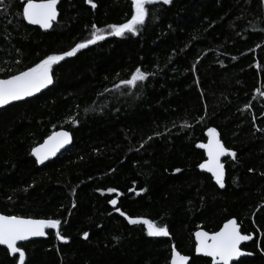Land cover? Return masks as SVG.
<instances>
[{"label":"trees","instance_id":"trees-1","mask_svg":"<svg viewBox=\"0 0 264 264\" xmlns=\"http://www.w3.org/2000/svg\"><path fill=\"white\" fill-rule=\"evenodd\" d=\"M26 2L0 4V78L104 39L54 62L38 95L0 109V211L61 221L21 244L24 264H171L174 249L186 264H213L194 234L231 218L254 235L233 264H264V0H157L123 35L109 29L131 20L133 0H59L47 30L25 21ZM137 68L146 79L121 83ZM62 128L72 145L40 166L33 148ZM209 129L235 153L223 187L199 168ZM0 264L19 255L0 244Z\"/></svg>","mask_w":264,"mask_h":264},{"label":"snow or ice","instance_id":"snow-or-ice-1","mask_svg":"<svg viewBox=\"0 0 264 264\" xmlns=\"http://www.w3.org/2000/svg\"><path fill=\"white\" fill-rule=\"evenodd\" d=\"M92 3V0H88ZM157 0H133L134 14L125 24L113 25L112 28L116 29V35H123L125 30L131 31L134 34L137 32V25L144 23L145 18L149 15V10L146 5L156 3ZM164 4H170L172 0H162ZM3 0H0V4ZM57 3L58 0H40V3H36L35 0H27V4L24 7L23 15L30 20L31 23L43 25L45 28L52 26V21L57 16ZM93 39L86 40L82 43H78L70 51L64 52L60 55H50L41 60L40 63L34 67L28 68L26 71L20 72L18 75L11 76L7 80L0 79V105L8 103L10 100L20 99L22 96L31 95L33 91H39L47 84L52 83V76L49 74L51 65L54 62L63 60L64 57L72 56L78 49H82L89 44L95 43L97 40H102L104 37L93 33ZM147 74L143 73L141 69L137 68L132 74L131 79L122 81L121 83L128 85H135L137 81L146 79ZM209 132L214 133L215 129H209ZM55 137H63L67 142L69 133L60 132L55 133L48 138L52 141ZM47 143V142H46ZM55 148L52 152H55ZM33 151L39 152L38 149ZM228 150L217 141L215 146H209V154L213 157L215 163V175L221 187H223L221 169L223 165L218 163V157ZM234 156L235 153H232ZM46 158V157H45ZM204 167V165H201ZM179 171V169H177ZM109 191H115V189H109ZM115 205L116 201H111ZM132 223H136V219H131ZM144 223L149 226L150 235H169L167 226L157 227L152 221L144 220ZM61 224L60 220H32L25 219L17 216H4L0 214V244L7 245L12 253L19 254V264H24L25 253L23 248L17 246L18 241L26 240L29 236H42L45 234L44 229L46 227L58 228ZM57 235L61 240H66L57 232ZM87 237L89 234L85 232L83 234ZM196 236L199 240L196 251L203 252L209 257L214 258L215 264H230L234 260H238L242 255H250L245 253L239 245L242 241L252 239L251 235L242 234L239 231V224L236 219L229 220L224 227L219 231L212 233L210 236L206 232H197ZM189 257L182 255L175 249L173 250V259L171 264H186Z\"/></svg>","mask_w":264,"mask_h":264},{"label":"water","instance_id":"water-1","mask_svg":"<svg viewBox=\"0 0 264 264\" xmlns=\"http://www.w3.org/2000/svg\"><path fill=\"white\" fill-rule=\"evenodd\" d=\"M35 2H36V3H40V0H35ZM26 4H27V2H26ZM26 4L24 5V7L26 6ZM58 5H59V0H58V3H57V6H56V7H57V16H56V18L52 21V26H53V24L58 20V17H59ZM23 10H24V8H23ZM23 16H24V15H23ZM24 19H25V21H26L28 24H31V25H37V26L41 27V28L44 29V30L50 29V28L52 27V26H51L50 28H45L43 25L31 23L30 20L27 19L25 16H24ZM139 69H140V68H139ZM18 74H19V73L14 74V75H18ZM14 75H12V76H14ZM10 77H11V76L6 77V78H0V79H2V80H7V79H9ZM47 85H48V84H47ZM47 85L44 86L43 88H41L39 91H33L31 95H28V96H22L20 99L10 100L8 103L3 104V105H0V109L6 107V106H8V105H11V104H13V103H16V102H19V101H23V100H26V99H30V98L35 97V96L38 95L42 90H44V89L47 87ZM60 132H67V133H69V137H68V139H67V142H63V141H64V138H63V137H55L52 141H49V140H48V138H49L50 136H53L55 133H60ZM217 141H219V142L223 145V147H224L225 149L228 150L227 152H225L224 154H222V155H220V156L218 157V163L221 164V165H223V167H222V169H221L220 171H221V173H222V180H223V184H224L225 176H226V165H225V161H224V160H225L226 158L230 157V156H233L232 153H234V151L231 150V149H228V148L225 146L224 142L222 141L220 135H219L217 132L211 133V134L209 135V138H208L207 142H205V143L202 145V149L205 151L206 159L200 164L199 168H200V170H201L202 172H205V173L210 174V175L212 176L214 182H215L218 186H221V185H220V182L217 181V179H216V175H215V171H216V169H215V163H216V161H214V160H213V157L209 154V146H210V145H211V146H215V144H216ZM46 142H47V143H46ZM72 143H73V135H72L71 131H69V130H67V129H64V128H62V129H58V130L53 131L49 136H47V137L44 139L43 142H41L40 144H38L37 146H35V147L33 148V150H34V149H38L39 152H36V151H33V150H32V154H33V156L35 157V159L37 160L38 164H39L40 166H42V165L46 164L47 162L53 160V159L56 158L57 156H59V155H60L61 153H63L64 151H66V150L72 145ZM53 148L56 149L54 153L52 152V149H53ZM45 157H46V158H45ZM201 165H204V167H201ZM0 214H2V215H4V216H15V215H7V214H4V213H2L1 211H0ZM17 217H22V218H25V219H32V220H45V219H42V218L25 217V216H17ZM231 219H236V218H231ZM231 219H229V220H231ZM229 220H227L226 222H224L223 225H222V227H221L219 230L215 231V232H219ZM236 221H237V223H238V220H237V219H236ZM238 224H239V223H238ZM48 229H49V227H46V228L44 229L45 234L42 235V236H29L26 240L18 241V242H17V246L20 247L21 244L27 243V242H29V241H31V240H34V239H43V238H47V236H48ZM239 231H241L242 234H245V233L242 232V230H241V225H240V224H239ZM197 232H206V233H208V234H209V242H210V236H211V234H212V233H215V232H209V231H207V230H205V229H203V228H200V229H198V230L195 232V234H194V236H195V241H196V247H195V253H196V255L209 257L208 255H206V254L203 253V252H199V253H198V252L196 251L197 245H198V243H199V240H198V238H197V236H196V233H197ZM251 236H252V239H253V238H254V235H251ZM252 239L247 240V241H242L241 244L239 245V247H240L245 253H250V255H251L252 253L249 252V251H247V250H245V249H243V248H242V245L245 244V243H249L250 241H252ZM1 245L4 246L5 248H7V249L10 251V253H11L12 255H19L18 253H16V254L12 253V251L8 248L7 245H4V244H1ZM244 256H247V255H242L241 257L238 258V260H239L240 258L244 257ZM209 258H211V259H212V263L215 264V260H214V258H212V257H209ZM238 260H234V261L230 262V264H233L234 262H236V261H238Z\"/></svg>","mask_w":264,"mask_h":264},{"label":"rangeland","instance_id":"rangeland-1","mask_svg":"<svg viewBox=\"0 0 264 264\" xmlns=\"http://www.w3.org/2000/svg\"><path fill=\"white\" fill-rule=\"evenodd\" d=\"M109 30H113V31H115L116 32V29L115 28H110ZM143 81V80H142ZM139 82H141V81H137L136 82V84L135 85H128V84H124V85H127V86H131V87H135ZM144 220H147V219H137V221H141V222H144ZM149 221V220H148ZM145 225H146V227H147V229H148V232H149V226H148V224H146L145 223ZM187 263V262H186Z\"/></svg>","mask_w":264,"mask_h":264}]
</instances>
